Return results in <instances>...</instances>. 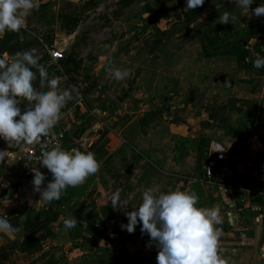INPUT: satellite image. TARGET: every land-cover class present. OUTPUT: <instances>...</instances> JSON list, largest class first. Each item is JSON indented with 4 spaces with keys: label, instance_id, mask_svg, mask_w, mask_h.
Segmentation results:
<instances>
[{
    "label": "rangeland",
    "instance_id": "obj_1",
    "mask_svg": "<svg viewBox=\"0 0 264 264\" xmlns=\"http://www.w3.org/2000/svg\"><path fill=\"white\" fill-rule=\"evenodd\" d=\"M261 2L255 0L251 8ZM77 8L73 5L70 11L78 13ZM225 11L235 16L233 24L218 22L219 15ZM62 24L55 23L54 18L45 22L48 29L59 35L57 39L68 41L62 60L50 61L47 49L39 40H33L32 47L24 51L36 50L48 69V79L59 78L60 91L73 86L79 90L78 95L72 93L73 98L61 110V115L73 110L72 116L64 120L65 125H60L67 130L62 149L91 151L95 158H106L112 147L117 151L115 158L107 159L112 172L109 165L103 168L110 173V179L105 182L107 189L115 185L117 174L123 175L130 168L132 157L128 160V151L137 157L139 167L144 158L154 157L160 169L181 171L176 174L185 177L203 173L207 160L221 148H227L234 167L247 160L248 155L247 169L261 164L264 167V155L257 157L252 146L260 126L264 125V68H254L253 58L246 62L223 55L234 52L242 57L243 44L254 49L252 54L256 53L255 47L264 40V16L256 17L251 10L236 8L234 0H205L195 10H188L185 0H93L86 4L83 17L64 22L73 29L70 38L61 32ZM50 37L45 40L52 50ZM221 44L229 45V50ZM117 68L127 69L129 75L117 80L113 74ZM33 83L37 91L48 88L47 79L41 80L38 71ZM33 103L23 98L22 109ZM127 140L135 147L131 148ZM14 144L22 155L24 177V188L17 203L25 204L24 210L32 219L78 220L77 210H67L64 199L69 195L37 204L40 194L32 192L29 183L33 179L32 166L24 157L28 143L18 140ZM140 152L146 157L142 159ZM150 164H145V172L157 173L156 167ZM36 168L46 174L42 188L46 187L52 174L42 166ZM156 180L159 184L165 183L166 193L171 191L169 187L174 180L170 181L168 176H151L146 184L150 186ZM189 180L183 177L179 186L184 187ZM246 182L252 187L259 184ZM260 196L252 195L250 199L254 203ZM237 199V206L243 208L244 203ZM88 201H94L92 195ZM92 205L87 211L91 220L95 218ZM62 207L65 211H61ZM245 209L246 218L250 219L249 213L253 215L255 211ZM261 212L264 214V209ZM225 218L221 216L224 223L215 226L220 229V235H237V225L227 224ZM257 229L260 226L251 224L250 234ZM78 231L77 224L71 228L73 235ZM49 232L46 229L43 235ZM54 253L50 264L60 261L61 253L58 250Z\"/></svg>",
    "mask_w": 264,
    "mask_h": 264
},
{
    "label": "crops",
    "instance_id": "obj_2",
    "mask_svg": "<svg viewBox=\"0 0 264 264\" xmlns=\"http://www.w3.org/2000/svg\"><path fill=\"white\" fill-rule=\"evenodd\" d=\"M92 1L38 0V6L25 18L26 23L23 28L18 32L7 31L3 37H0V58L10 62L17 52L29 49L32 47L33 40H39L40 44L47 49L50 61H60L52 57L51 51L60 49L64 52L65 57V48L68 46L66 42L68 41L65 38L63 40L57 39L56 37L59 35H56L55 30L48 29L45 22L54 18L55 23H63V30H60L69 37L73 29L69 24H64V22H70V20L74 19L79 20L84 15L86 4ZM73 5L78 6L76 9L78 13L72 11V9L70 11ZM57 28L59 29V27ZM48 35H51L48 41L51 42L52 46L54 45L52 50L45 40ZM53 40L54 42H52ZM62 45H65V47ZM230 45L232 46V44ZM244 48L249 50L246 58L248 59L247 62H250L251 58L255 60L257 55L264 54V40L255 47L257 54L253 53V55L251 51L254 49L247 45H244ZM223 55L225 57H235L239 61L238 54L234 52H226ZM38 62L45 64L42 58H39ZM33 70L36 71L35 69ZM35 85L33 83L34 89ZM262 99L264 101V96ZM22 100L23 98H19L18 106L21 108ZM261 109L260 107L259 111ZM72 111L69 110L66 112L67 114L61 115L54 127H59L61 124L65 125L64 120H68L69 116H72ZM259 129V134L252 141L254 142L252 146L255 147L253 154L258 155L257 157L264 155V125L260 126ZM4 141V139L0 140V150L5 151L3 156L0 157V200H2L0 201V215L3 214L4 209L5 214L8 215L9 223L13 225L14 229L18 230H0V264H50V258L56 255L54 251L57 252V250L61 253L58 264L59 262H61L60 264H157L158 249L156 242L152 241L151 246L146 247V244L149 243V236L147 233L141 232V225L137 224L133 233H128L121 228L122 224L126 225L128 223L126 212H130L133 208H138L141 205L143 192L147 188L151 186L158 187L160 193H166L168 188L164 182L159 184V181L156 180L150 186L146 184L151 176H168L170 181L174 180L169 187L171 191L180 189L196 193L198 207H218L220 217L227 216L224 219L228 222L227 224L233 223L237 225L239 230L237 235L222 234L218 238L217 256L218 260L223 261V264H264V262H260L262 258L264 259V229L261 231V227L264 225V214L261 212L264 209V206H262L264 194L257 198L258 200L256 199L257 202L253 203L251 199L248 200L247 204H243V208L237 206L238 204L235 201V198H238L237 200L243 203L244 199L251 198L252 195L250 197L246 196L243 189L253 190L255 187L260 186L264 190V167L261 164L259 167L247 169L250 155L247 156V160H243L234 167V161L230 159L228 150L225 148L228 160L223 170L218 171L212 180L209 181L206 178L204 168L201 171L203 173L194 174L193 177L186 175L190 180L185 183L184 187H180L179 183L182 178H188L176 174L182 173L181 171L169 172L162 170L155 163L156 161L158 162L157 158L143 159L146 155L141 152L143 160L141 159L142 162L139 167L137 166V157H134L133 152L128 151L126 155L128 160L132 157L131 161H129L130 168L126 169L123 175L117 174L115 176L117 182H115L113 187L107 189L105 182L110 179V173H108L109 171H103V168L105 165H109L110 168L107 159L115 158L118 154L112 147L106 158H96L100 163V168L95 174L88 176L83 183L75 187H68L62 193V196L69 195L64 199L68 207L67 210H77L79 214L77 216L79 219L76 223L79 231L76 235H73L71 229L64 227L63 220H60L59 217L50 220L45 219V217L32 219L24 210L25 204L22 202L17 203L16 200L22 194L21 191L24 188V177L21 173L22 155L20 150L16 149L14 141L9 143ZM125 142L131 148L135 147L128 140ZM11 146L14 149H10ZM111 161L116 162L117 160ZM146 163L154 165L157 173L150 175L147 171V174L144 168ZM111 165L113 164L111 163ZM112 168H110L111 172ZM6 178H9L10 181L4 182ZM246 180L253 184L259 182V184H255L256 186L252 187L247 185ZM31 181L29 180V183L33 189ZM117 190L120 191V199L127 201V208L114 209L111 206V197ZM32 192L35 193V191ZM91 195L94 198L92 206L95 211V219L92 224H89L86 221V217L89 215L87 211L90 208V204H92L88 201ZM37 204L40 206L41 201L37 202ZM245 208H247V211L251 210L252 213L255 211L253 213L254 216L249 213L251 215L250 219L246 218ZM61 211H65L64 207H62ZM240 211L244 214V217L241 216V213H238ZM232 215L233 218L231 217ZM248 220L250 222L247 225ZM221 222L224 223L222 220ZM251 224L260 226L256 233L253 231L254 234L249 232ZM215 226H219V224ZM46 229L50 232L48 235H43ZM35 231L36 233H34ZM30 238H32L33 243H38V245L30 246ZM232 243H235V245H232Z\"/></svg>",
    "mask_w": 264,
    "mask_h": 264
},
{
    "label": "clouds",
    "instance_id": "obj_3",
    "mask_svg": "<svg viewBox=\"0 0 264 264\" xmlns=\"http://www.w3.org/2000/svg\"><path fill=\"white\" fill-rule=\"evenodd\" d=\"M204 2L185 0L188 10H195ZM254 2L234 0L236 8L251 10L256 17L264 16V0L252 9ZM37 6L38 0H0V37L7 31L18 32L23 28L25 18ZM234 20L235 16L227 11L218 17V22L224 24H233ZM38 60L35 49L17 52L10 62L0 58V138L8 143L18 140L28 144L39 143L40 138L57 123L61 110L73 98L72 93L79 94L75 86L60 91L59 78L48 79V69ZM251 62L254 68H264V57L258 55ZM37 71L41 80L47 79V90L34 89ZM113 74L117 80H122L129 72L117 68ZM19 98L34 103L22 109L18 106ZM4 153L0 150V157ZM40 165L52 174V179L42 188L46 174L39 168L31 170L33 191L40 194L39 201L42 203L60 200L68 187L83 183L100 168L93 152L75 148L65 150L59 146L43 152ZM197 200L194 192L177 189L160 193L158 187H149L143 192L141 205L126 212L128 223L122 224L121 228L133 233L140 224L141 232L149 236L146 247H150L152 241L156 242L157 264H223L217 256V241L221 232L215 225L221 223L219 208L198 207ZM126 205L127 201L120 199V191L117 190L111 197V206L115 209L127 208ZM7 217L3 209L0 230H18L13 228ZM63 223L66 229H71L76 226L77 218H66Z\"/></svg>",
    "mask_w": 264,
    "mask_h": 264
},
{
    "label": "built area",
    "instance_id": "obj_4",
    "mask_svg": "<svg viewBox=\"0 0 264 264\" xmlns=\"http://www.w3.org/2000/svg\"><path fill=\"white\" fill-rule=\"evenodd\" d=\"M51 55L56 60H61L64 58V52L60 49H54L51 51ZM67 137V130L64 126L52 127L49 129L47 135L40 138L39 143H31L27 144L24 148V157L26 162L32 166V169H35L36 166H41L40 161L42 158V153L46 151H50L53 147L59 146L63 148L65 146V141ZM228 160V156L225 148H221L214 157H210L205 165V175L206 178L210 181L214 178L215 174L218 171L223 170L225 167L226 161ZM31 169V170H32ZM244 194L248 197L250 195H262L264 194V190L262 187H255L253 190L243 189ZM250 198L247 200H243L244 204L248 203Z\"/></svg>",
    "mask_w": 264,
    "mask_h": 264
},
{
    "label": "trees",
    "instance_id": "obj_5",
    "mask_svg": "<svg viewBox=\"0 0 264 264\" xmlns=\"http://www.w3.org/2000/svg\"><path fill=\"white\" fill-rule=\"evenodd\" d=\"M223 45H226V44H223ZM218 46H219V45H217L216 47H218ZM221 46H222V44H221ZM226 46H227V47H226L227 50H229V47H228L229 45H226ZM232 46H234V45H232ZM241 50L244 51V52H243L242 57H239V59L241 58V60L247 62L248 59H247L246 57L248 56L249 51H248L246 48H244V44H243V46L241 47ZM0 140H3V139L0 138ZM38 218H40V217H38ZM38 218H37V219H38ZM53 219H55V218H53ZM94 219H95V218H94ZM94 219H93V220H94ZM93 220H91L90 217H86V221H88L89 224H92V223H93ZM34 233H36V231H35ZM42 236H43V235H42ZM42 236H40V237H42ZM29 245L33 247V246H37L38 243H37V244L33 243L32 238H30V240H29Z\"/></svg>",
    "mask_w": 264,
    "mask_h": 264
}]
</instances>
